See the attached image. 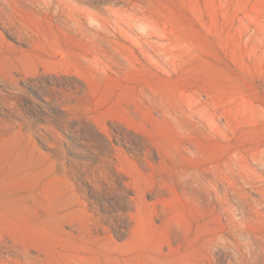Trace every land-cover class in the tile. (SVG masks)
I'll use <instances>...</instances> for the list:
<instances>
[{
	"label": "rangeland",
	"instance_id": "374dc122",
	"mask_svg": "<svg viewBox=\"0 0 264 264\" xmlns=\"http://www.w3.org/2000/svg\"><path fill=\"white\" fill-rule=\"evenodd\" d=\"M0 264H264V0H0Z\"/></svg>",
	"mask_w": 264,
	"mask_h": 264
}]
</instances>
